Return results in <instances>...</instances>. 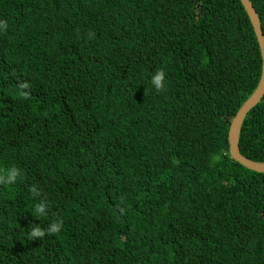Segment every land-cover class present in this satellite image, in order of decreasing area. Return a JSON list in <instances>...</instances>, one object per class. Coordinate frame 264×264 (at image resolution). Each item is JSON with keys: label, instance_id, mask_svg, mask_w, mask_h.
I'll list each match as a JSON object with an SVG mask.
<instances>
[{"label": "trees", "instance_id": "1", "mask_svg": "<svg viewBox=\"0 0 264 264\" xmlns=\"http://www.w3.org/2000/svg\"><path fill=\"white\" fill-rule=\"evenodd\" d=\"M0 19V168L23 173L0 189V261L264 264V174L229 145L263 67L241 0H0ZM240 151L264 163V96Z\"/></svg>", "mask_w": 264, "mask_h": 264}, {"label": "clouds", "instance_id": "2", "mask_svg": "<svg viewBox=\"0 0 264 264\" xmlns=\"http://www.w3.org/2000/svg\"><path fill=\"white\" fill-rule=\"evenodd\" d=\"M8 23L4 19H0V34H4L8 30ZM149 83L156 92L162 91L166 86V74L164 71L157 69L150 76ZM26 84H21L20 87H26ZM231 154V153H230ZM232 158V156H231ZM217 157H211L210 166L216 163ZM240 164V163H239ZM243 166V165H242ZM246 168V167H245ZM23 177L22 170L17 166H8L0 168V189L2 186H14L18 180ZM28 192L36 201L32 207V215L36 218H48L50 212V201L45 195H42L40 187L37 184H32L28 187ZM63 221L59 218L49 220L46 228H41L38 225L29 227L28 237L32 240L43 239L45 235L56 234L62 231ZM0 264H14V259H5L0 261Z\"/></svg>", "mask_w": 264, "mask_h": 264}, {"label": "water", "instance_id": "3", "mask_svg": "<svg viewBox=\"0 0 264 264\" xmlns=\"http://www.w3.org/2000/svg\"><path fill=\"white\" fill-rule=\"evenodd\" d=\"M253 25L260 46L263 67L262 76L258 88L252 97L243 105L236 117L232 120L229 130V145L232 159L247 169L264 174V163H256L247 159L240 151V134L244 120L248 113L255 107L264 96V35L257 11L250 0H241Z\"/></svg>", "mask_w": 264, "mask_h": 264}]
</instances>
